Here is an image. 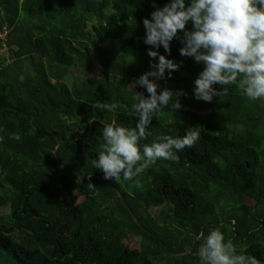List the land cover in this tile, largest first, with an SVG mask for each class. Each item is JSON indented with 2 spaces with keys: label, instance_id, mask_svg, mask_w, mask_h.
Listing matches in <instances>:
<instances>
[{
  "label": "trees",
  "instance_id": "trees-1",
  "mask_svg": "<svg viewBox=\"0 0 264 264\" xmlns=\"http://www.w3.org/2000/svg\"><path fill=\"white\" fill-rule=\"evenodd\" d=\"M167 2L0 0L12 55L0 56V206H10L0 264H198V237L215 228L264 264V99L238 83L222 99H195L203 65L180 55L179 39L169 58L183 63L159 83L183 91V107L154 117L142 143L194 126L199 141L132 181L94 167L104 125L135 126L134 81L153 62L143 20ZM97 100L117 108L93 109ZM71 121L89 127L78 136Z\"/></svg>",
  "mask_w": 264,
  "mask_h": 264
},
{
  "label": "clouds",
  "instance_id": "clouds-1",
  "mask_svg": "<svg viewBox=\"0 0 264 264\" xmlns=\"http://www.w3.org/2000/svg\"><path fill=\"white\" fill-rule=\"evenodd\" d=\"M149 15L143 20V42L151 46L147 54L153 62L151 70L134 81L135 126L104 125L102 150L93 161L106 180L132 181L158 160L178 162L179 153L200 139L201 133L194 126L182 136L161 135L151 143H142L151 134L154 117L166 109L183 107L180 97L185 93L159 83L183 63L169 58L174 39L182 45L181 56L203 65L194 82L195 99H222L229 91L227 86L236 83L249 100L264 99V0H168L163 6H154ZM161 47L169 55L162 54ZM137 86L147 95L137 91ZM92 108L114 111L117 105L97 100ZM10 138L21 137L14 133ZM198 239L202 240L196 251L198 264H254L219 228L207 235L201 233Z\"/></svg>",
  "mask_w": 264,
  "mask_h": 264
},
{
  "label": "rangeland",
  "instance_id": "rangeland-1",
  "mask_svg": "<svg viewBox=\"0 0 264 264\" xmlns=\"http://www.w3.org/2000/svg\"><path fill=\"white\" fill-rule=\"evenodd\" d=\"M5 39H6V34H2L0 36V40L2 41L1 49H0V56H1V58H5L6 60H8L10 62L12 60L11 59L12 55L10 53V50H9L6 42H4ZM71 122L77 124V135L78 136L85 133L89 127V122H82V121H71ZM0 194H1V189H0ZM161 211H162V208H154L152 210V213L157 216ZM9 213H10V206L9 205L0 206V218L1 217H7L9 215ZM127 243L131 247H136V246L140 245L141 238L137 237V236H130ZM165 263H166V260H163L161 264H165Z\"/></svg>",
  "mask_w": 264,
  "mask_h": 264
},
{
  "label": "water",
  "instance_id": "water-1",
  "mask_svg": "<svg viewBox=\"0 0 264 264\" xmlns=\"http://www.w3.org/2000/svg\"><path fill=\"white\" fill-rule=\"evenodd\" d=\"M119 195H121L120 191H119Z\"/></svg>",
  "mask_w": 264,
  "mask_h": 264
},
{
  "label": "built area",
  "instance_id": "built-area-1",
  "mask_svg": "<svg viewBox=\"0 0 264 264\" xmlns=\"http://www.w3.org/2000/svg\"><path fill=\"white\" fill-rule=\"evenodd\" d=\"M1 36V35H0Z\"/></svg>",
  "mask_w": 264,
  "mask_h": 264
}]
</instances>
